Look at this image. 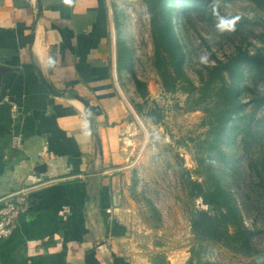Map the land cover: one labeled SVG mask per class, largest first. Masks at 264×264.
Listing matches in <instances>:
<instances>
[{
	"label": "crops",
	"instance_id": "1",
	"mask_svg": "<svg viewBox=\"0 0 264 264\" xmlns=\"http://www.w3.org/2000/svg\"><path fill=\"white\" fill-rule=\"evenodd\" d=\"M117 10L0 0V206L19 191L32 201L0 239V264H136L142 251L127 163L140 95L132 55L118 60Z\"/></svg>",
	"mask_w": 264,
	"mask_h": 264
},
{
	"label": "rangeland",
	"instance_id": "2",
	"mask_svg": "<svg viewBox=\"0 0 264 264\" xmlns=\"http://www.w3.org/2000/svg\"><path fill=\"white\" fill-rule=\"evenodd\" d=\"M120 26L126 36L135 76L146 82L148 98L161 107L162 123L154 124L137 111L128 143L129 196L133 200L132 222L135 246L142 249L134 262L146 264V256L161 252L169 264H261L255 253H245L230 244L200 239L191 227L194 209H209L201 197L191 194L190 179H204L208 133L206 112L190 106L188 92L165 91L153 64L154 43L150 15L144 0H114ZM216 6L222 15H218ZM175 33L182 47V67L195 84L208 69L239 50L264 56V12L252 0H180L169 4ZM217 14V15H214ZM225 20L235 19L234 30ZM238 18V19H236ZM207 56L202 63L200 57ZM239 97L245 102L222 133L220 152L213 150L210 166L235 207L248 238L264 257V122L258 121L264 106L252 99L264 91L253 70L243 68ZM143 98L132 99V105ZM137 110V109H136ZM250 123L248 124V122ZM212 211V210H211ZM196 256H192L194 254ZM191 259V263H190ZM264 264V263H262Z\"/></svg>",
	"mask_w": 264,
	"mask_h": 264
},
{
	"label": "trees",
	"instance_id": "3",
	"mask_svg": "<svg viewBox=\"0 0 264 264\" xmlns=\"http://www.w3.org/2000/svg\"><path fill=\"white\" fill-rule=\"evenodd\" d=\"M150 15L151 34L154 43L153 64L160 77L165 91L173 92L182 88L188 92L190 106H201L206 112L205 123L209 126L207 136L201 141L206 143L204 157L200 162L204 167V179H190L191 194L201 197L202 202L209 209H194L191 212V227L200 239H212L230 244L234 249L245 253H255L264 263L263 252L254 249L249 241L248 232L240 224L235 207L231 204L227 192L223 189L215 173L212 172L210 162L213 150L221 151L219 141L222 133L233 116L240 115L245 106L239 97L243 68L253 70L261 80L264 88V56L239 50L225 61L211 66L206 75L201 77L200 83L195 84L183 70L184 53L175 33L169 4L177 0H144ZM186 2L188 0H180ZM198 0H195L197 2ZM264 12V0H252ZM218 15H222L216 6ZM214 14V15H217ZM120 21H116L118 37V60L130 62L131 52L125 43ZM133 72L132 65L129 64ZM136 89L142 103H136L139 113L150 119L154 124L163 121L164 114L161 107L152 100L150 104L146 82L137 78L133 72ZM255 107L264 106V91L252 99ZM264 122V110L257 117ZM250 121L248 122V124ZM261 160L264 161V149ZM212 210V211H211ZM192 256H196L195 253ZM191 263V259H190ZM195 264H200L199 262Z\"/></svg>",
	"mask_w": 264,
	"mask_h": 264
},
{
	"label": "built area",
	"instance_id": "4",
	"mask_svg": "<svg viewBox=\"0 0 264 264\" xmlns=\"http://www.w3.org/2000/svg\"><path fill=\"white\" fill-rule=\"evenodd\" d=\"M31 204L30 197L22 191L14 193L5 199L3 205L0 206V239L10 235L15 222L22 213L31 207Z\"/></svg>",
	"mask_w": 264,
	"mask_h": 264
},
{
	"label": "clouds",
	"instance_id": "5",
	"mask_svg": "<svg viewBox=\"0 0 264 264\" xmlns=\"http://www.w3.org/2000/svg\"><path fill=\"white\" fill-rule=\"evenodd\" d=\"M66 2H69V0H66ZM236 19H238V18H236ZM221 23L222 24H227L228 25V29L229 30H234V27H235V19H233V20H225L224 18H221ZM207 56L206 55H202L201 57H200V61L202 62V63H206L207 62ZM54 61L53 60H49V66L51 67V66H53L54 65Z\"/></svg>",
	"mask_w": 264,
	"mask_h": 264
},
{
	"label": "water",
	"instance_id": "6",
	"mask_svg": "<svg viewBox=\"0 0 264 264\" xmlns=\"http://www.w3.org/2000/svg\"><path fill=\"white\" fill-rule=\"evenodd\" d=\"M48 85V84H47ZM49 86V85H48ZM50 87V86H49ZM109 264H113L112 262H110Z\"/></svg>",
	"mask_w": 264,
	"mask_h": 264
}]
</instances>
